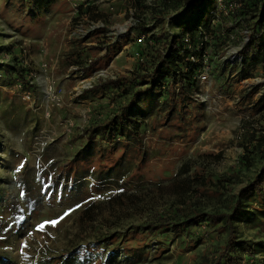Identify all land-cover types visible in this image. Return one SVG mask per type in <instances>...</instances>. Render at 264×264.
Wrapping results in <instances>:
<instances>
[{
	"label": "rangeland",
	"instance_id": "obj_1",
	"mask_svg": "<svg viewBox=\"0 0 264 264\" xmlns=\"http://www.w3.org/2000/svg\"><path fill=\"white\" fill-rule=\"evenodd\" d=\"M149 2L154 5L156 0H146L147 5ZM30 3L31 0H0V63L17 55L22 65L27 66L28 80L34 86V90L26 89L21 83L0 87V193L18 202L8 204L6 201L4 207H0V219L12 228L10 234L0 232V264H52L55 258L76 246L92 243L101 236L108 237V233L121 235L127 228L146 222L151 212L164 210L178 201L173 195L163 194L161 191L165 189L157 186L184 180L186 176L176 174L187 161L189 175L196 164L211 181L207 185L210 190L192 191L187 194L186 203L203 212L225 211L229 198L251 180L262 164L257 157L250 167L241 169L239 179L228 185L221 195L212 191L215 180L231 173L243 154L237 143L241 141L244 121L257 129L256 134L264 132L263 123L258 119L260 113L254 106L259 99L264 101V55H257L256 61H250L253 53L242 45L243 32L238 27L228 33L234 38L230 39L224 53L237 51L238 66L226 65L215 75L213 73L208 100L189 108L185 122L173 118L164 126L156 123L155 135L144 134L145 159L137 173L134 171L136 160L132 158L127 176L117 181H111L115 179L112 174L106 175L94 187L95 176L90 174L69 189L62 188L60 181L44 191L39 203L41 209L28 208L21 198V184L39 193L43 189L42 172L48 171L56 179L80 148L78 142L69 143L73 133H80L96 110L104 116L112 108L107 98L82 101L77 97L98 77L135 68L136 53H141L145 46L137 41L141 34L132 31L134 25H156L158 34L167 29L178 33L177 28L168 25L171 13L175 16L186 10L182 4L177 8L170 6L163 16L152 18L149 9L136 10L133 0H59L48 12H38L36 16L30 11ZM85 3L94 4L95 12L77 18L79 5ZM136 15L140 16V22ZM155 18L164 21L154 22ZM222 24L229 26L228 22ZM98 28L104 32L100 36H90ZM104 33L109 37V44L117 43L113 48L117 54L103 70L83 74L74 65L61 61L63 54L73 49L82 52L83 63L102 56L106 49L98 52L93 48L102 42ZM237 37L239 40L234 41ZM76 39L81 40L80 44L75 43ZM229 63L233 65L234 62ZM24 89L31 96L30 102H23L19 97ZM122 165L127 166V161H122ZM119 173L115 168L113 174ZM193 188L195 190L196 185ZM118 195L120 199L109 202L111 197ZM91 202L97 206L98 213L91 226L82 228L75 223L76 217ZM17 207L24 209L26 214L20 225L12 221ZM50 221L57 223L53 225ZM41 224L44 227L38 229ZM205 231L200 227L191 239L169 232L163 255L153 258L157 249V242H153L142 250H148L147 258L143 256L138 262L134 261L135 257L121 254L120 250L110 251L119 243L111 241L115 244L105 245L106 253L99 264H199L202 256L214 258L215 245L223 244L225 238V234L217 232L211 238ZM238 234L264 243V233L249 222L238 223ZM163 238L158 237L159 240ZM256 257L264 261V252Z\"/></svg>",
	"mask_w": 264,
	"mask_h": 264
},
{
	"label": "trees",
	"instance_id": "obj_2",
	"mask_svg": "<svg viewBox=\"0 0 264 264\" xmlns=\"http://www.w3.org/2000/svg\"><path fill=\"white\" fill-rule=\"evenodd\" d=\"M58 1L31 0L29 8L37 16L38 12H48ZM133 1L136 10L142 12L149 9L152 18L157 15L163 16L165 9L170 6L173 8L181 4L186 6L185 11L172 16L169 20L168 25L177 28L179 32L174 33L167 29L166 32L158 34L155 32L156 25L150 27L145 23L134 25L132 31L148 36L146 46L140 53L142 60H139L132 70L119 72L113 76L98 77L91 87L80 93L77 98L82 101H87L89 98L97 100L107 98L112 103V108L104 116L96 110L81 132L73 133L69 143L73 145L78 142L80 148L77 149L74 160L67 162L63 171L58 172L56 179L53 175L50 176L48 171L42 172L40 182L43 189L39 193L28 188L25 183L21 184V198L28 208H39L44 191L51 184L60 181L62 188L68 189L77 181L88 178L90 174L95 176L94 187H97L106 175L112 174L115 179L111 181H117L118 178L127 176V171L132 167V158L136 160L134 171L137 173L145 159L144 134L150 133L148 137L155 135L156 123L164 126L173 118L185 122L189 108L200 106L202 103L192 98L198 92L194 77L199 67L189 62L188 55L199 57L206 53L212 65L211 76L220 68L224 69L226 65L230 68L238 66L237 62L232 65L222 59L230 44L231 38L228 33L237 27L240 32H249L246 50L253 53L250 61H256L257 55H264V0H245L240 9L231 12L227 18H222L214 25L207 18L211 8L209 0H156L154 5H147L146 0ZM32 6L35 9L32 10ZM95 10L94 4H81L77 9V18L82 17L83 14L91 16ZM137 16L140 22V16ZM156 20L164 21L162 18H155L154 22ZM224 22H228L229 26L224 27L222 24ZM102 26L104 27L105 24L103 23ZM102 28L94 29L90 36H100L104 32ZM104 35L102 42L93 48L98 52L103 48L106 49L102 56H96L83 63L82 52L73 49L64 53L61 61L69 66L74 65L76 70L83 74L103 70L117 54L113 49L117 43L109 44V37L106 33ZM186 37L189 38V44L184 42ZM237 40L239 37L234 41ZM80 42V39L75 41L78 44ZM21 60L17 55H13L7 61L0 63L1 88L21 83L26 89L34 90V86L28 80L30 79L28 68L22 65ZM254 106L260 113L258 119L264 127L263 99H259ZM250 128L252 130H249ZM242 130L241 141L237 144L243 149V154L238 157L231 173L215 180L213 183L215 189L212 191L221 195L228 185L239 179L241 169L250 167L257 157L262 164L251 180L246 182L235 196L229 198L225 211L203 212L186 203L187 194L192 191L202 193L210 190L207 189V185L211 181L203 176L202 167L196 164H194V172L189 175L190 163L187 161L178 168L176 174L179 177L186 176L184 180H173L166 186H157L165 189L161 191L163 194L173 195L178 201L164 210L151 212L146 217V222L127 228L121 235L108 233V237L101 236L92 243L76 246L74 250L55 258L52 264H93V262L99 264L100 258L106 253L105 245L115 244L111 241L119 243L110 251L120 250L123 255L135 257L136 262L143 256L146 259L149 255L148 250L144 252L142 250L151 243L157 242V249L153 254V258L156 259L158 255L164 254V246H168L169 232L191 239L200 227L205 228L206 234L211 238L215 232L225 234V238L223 244L215 245L214 258L202 256L204 258L199 264H264V261L256 257L258 253L264 252V243L248 240L238 234V223L245 221L264 233V132L256 134L257 129L246 121ZM124 142L126 144H123ZM124 160L127 161V166L122 165ZM103 167L109 168L105 170ZM115 168L120 171L119 175L113 174ZM193 185H196L195 190ZM120 197V195L111 197L109 202L113 203ZM6 201H9L8 204L11 201L12 204L18 203L14 198H4L0 193V207H4ZM39 209L36 210L40 211ZM97 213V206L91 202L77 215L75 223L87 228L92 225ZM13 216L12 221L15 225H20L25 220V210L17 207ZM11 231V225L8 226L0 219V232L10 234ZM159 235L164 238L159 240Z\"/></svg>",
	"mask_w": 264,
	"mask_h": 264
},
{
	"label": "built area",
	"instance_id": "obj_3",
	"mask_svg": "<svg viewBox=\"0 0 264 264\" xmlns=\"http://www.w3.org/2000/svg\"><path fill=\"white\" fill-rule=\"evenodd\" d=\"M211 2V9L209 10V14L207 15V18L211 20L212 25L216 22H220L222 18H227L231 12H235L238 9H240L245 2V0H209ZM150 5V2L148 3ZM171 16H174V12L171 13ZM248 31L243 33V40L242 45H246L248 39ZM148 36L145 34H141L137 41L139 43H142L144 46H146V38ZM231 39L234 37L231 36ZM184 42L189 44V38L186 37L184 39ZM138 61L142 60V57L140 53H136ZM239 55H237V51L226 53L222 59L227 62H234L236 63L238 60ZM187 59L191 64L194 66L199 67V70L196 73V76L194 77L197 81V87L198 92H196L192 98H194L197 101L205 102L208 100V92L212 84L211 80V71H212V65L209 62L208 55L205 53L199 57L188 55ZM242 60V59H241ZM203 92V93H202ZM205 92V94H204ZM19 97L24 102H30L31 96L27 90L24 89L21 93H19ZM70 132V129L68 130ZM147 135H150V133H147Z\"/></svg>",
	"mask_w": 264,
	"mask_h": 264
},
{
	"label": "snow or ice",
	"instance_id": "obj_4",
	"mask_svg": "<svg viewBox=\"0 0 264 264\" xmlns=\"http://www.w3.org/2000/svg\"><path fill=\"white\" fill-rule=\"evenodd\" d=\"M20 170V168H17V171H19ZM68 213H64V215H67ZM61 219H62V217H61ZM50 223H52L53 225H55L56 223H57V221H50ZM44 227V225L43 224H41V225H39L38 226V229L39 228H43Z\"/></svg>",
	"mask_w": 264,
	"mask_h": 264
}]
</instances>
